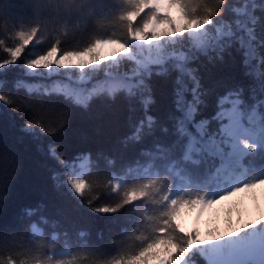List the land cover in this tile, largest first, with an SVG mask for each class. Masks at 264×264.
Instances as JSON below:
<instances>
[{
  "label": "snow or ice",
  "instance_id": "6c2138e0",
  "mask_svg": "<svg viewBox=\"0 0 264 264\" xmlns=\"http://www.w3.org/2000/svg\"><path fill=\"white\" fill-rule=\"evenodd\" d=\"M96 7L94 0H24V10L30 9L32 15L13 23L16 30L8 35L19 40L5 48L10 59L0 61V67L14 63L38 36L51 30L50 25L65 33L72 17L83 14L97 27L103 26ZM119 7L124 10L111 23L130 40L149 46L142 59L121 39L97 38L80 51L61 52L54 42L46 53L26 64L31 70L55 66L83 72L121 56L135 61L127 71L114 68L105 74L106 79L95 83L81 76L78 83L84 87L79 90L59 83L45 89V94L64 93L85 106L98 94L113 99L119 95L127 104L129 121L140 113L131 133L122 139V147L143 145L147 138H154L151 147L138 148L131 159L118 161L103 153L93 161L81 158V167L91 164L107 169L108 174L90 176L100 179L116 200L93 210L117 213L138 203L134 211L139 219L136 228L125 233L115 257L87 245L77 253L86 264H264V213L244 220L221 242L205 238L199 228L185 226L186 214L202 216L241 193L254 198L264 186V179H252L222 195L209 194L213 185L246 173L249 165L264 166V0H121ZM226 57L233 78L238 77L236 83L219 91L204 88L198 68L223 66ZM173 72L177 73L175 113L169 117L170 126L160 125L151 112L155 99L149 77H170ZM33 122L50 134L63 125L46 124L37 113ZM157 130L167 138L164 142L156 137ZM51 154L64 164L56 146L51 147ZM118 168L123 176L113 181ZM67 182L89 205L98 198L93 199L99 189L96 184L72 176ZM43 208V204L26 207L9 215L6 223L0 222L4 227L0 264H76L75 259L56 258L57 244L67 245L69 233L61 230L59 219L41 215ZM19 227L23 231L17 235ZM87 234L79 232L81 238Z\"/></svg>",
  "mask_w": 264,
  "mask_h": 264
},
{
  "label": "trees",
  "instance_id": "16d2710c",
  "mask_svg": "<svg viewBox=\"0 0 264 264\" xmlns=\"http://www.w3.org/2000/svg\"><path fill=\"white\" fill-rule=\"evenodd\" d=\"M94 3L97 5V15L103 18V26L97 27L83 14L72 17L65 33H61L58 26L50 25L51 30L38 36L14 63L0 67V96L6 98L0 99V222L6 223L9 215L26 207L35 208L43 204L40 214L59 219L61 230L66 229L69 233L67 245L62 242L57 244L56 258L65 261L75 259L76 264H86L82 255L77 253L85 245L115 257L125 240V233L132 232L139 219L134 211L139 207L138 203L125 206L117 213L104 214L93 210L105 204H114L116 200L104 189L100 179L90 176L96 172L108 174L107 169L103 165L93 168L91 164L81 167V158L87 157L93 161L103 153L118 161L131 159L138 148L151 147L154 142V138L149 137L143 145H129L128 149L122 147V139L131 133L132 124L140 118V113L137 112L133 120L129 121L127 104L119 95L113 99L98 94L85 106L83 102L78 103L75 98L64 93L45 94V89H51L57 83L79 90L84 87L78 83L81 76L91 78L90 84L95 83L106 79L105 74L114 68L127 71L135 61L121 56L98 68L88 67L83 72L75 67L55 66L51 69L37 68L32 72L26 67L28 61L46 53L54 42L59 43L63 52L80 51L97 38L121 39L137 58L142 59L148 54V45L130 40L125 31L112 25V17L124 10L119 7L121 0H94ZM0 8H3L0 13V40L4 41V45L0 46V61H4L10 59L5 48L15 46L19 40V37L8 35L16 30L13 23L28 20L32 12L30 9L24 10V0H0ZM198 74L203 87L209 90L219 91L225 86L231 87L238 79L233 78L234 73L230 70L227 57L223 66L200 67ZM176 76L177 73L173 72L170 77H149L155 99L151 112L160 125L170 126L169 117L175 113ZM35 113L46 124L63 125L50 134L43 126L37 125L40 120L35 121L37 124L33 122ZM156 137L161 142L167 139L159 130ZM52 146H56L58 157L64 161L63 165L51 154ZM69 176L96 184L99 189L93 193V199L96 195L98 198L89 205L68 184ZM121 176L123 172L118 168L116 175L111 178L115 181ZM252 179H264V166L249 165L246 173L213 185L209 194L219 196L229 190L232 183L240 184ZM3 223H0V236L4 234ZM39 228L48 231L46 226ZM22 231V227L17 228V235ZM80 231H87V237L81 238ZM35 255L40 257L41 253Z\"/></svg>",
  "mask_w": 264,
  "mask_h": 264
},
{
  "label": "rangeland",
  "instance_id": "374dc122",
  "mask_svg": "<svg viewBox=\"0 0 264 264\" xmlns=\"http://www.w3.org/2000/svg\"><path fill=\"white\" fill-rule=\"evenodd\" d=\"M35 70L30 69L32 72ZM240 184L232 183L229 190ZM256 193L254 198L247 193H241L223 200L202 216H198L196 212L186 214L185 226L190 230L199 228L202 235L208 236L205 238L214 237L216 242H221L229 238L232 234L231 230L238 227L244 220L264 213V186H260Z\"/></svg>",
  "mask_w": 264,
  "mask_h": 264
}]
</instances>
